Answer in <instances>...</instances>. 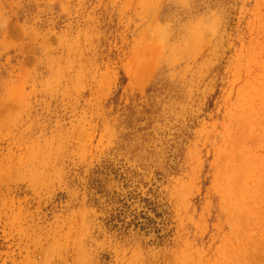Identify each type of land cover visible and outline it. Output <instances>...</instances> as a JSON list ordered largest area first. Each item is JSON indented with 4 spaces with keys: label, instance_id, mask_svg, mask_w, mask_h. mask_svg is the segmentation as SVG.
<instances>
[{
    "label": "rangeland",
    "instance_id": "374dc122",
    "mask_svg": "<svg viewBox=\"0 0 264 264\" xmlns=\"http://www.w3.org/2000/svg\"><path fill=\"white\" fill-rule=\"evenodd\" d=\"M0 264H264V0H0Z\"/></svg>",
    "mask_w": 264,
    "mask_h": 264
}]
</instances>
